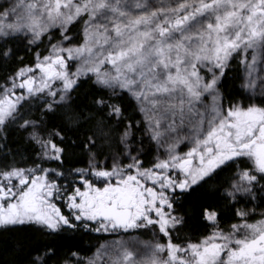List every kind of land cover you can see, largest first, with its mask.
Returning a JSON list of instances; mask_svg holds the SVG:
<instances>
[{
  "label": "snow or ice",
  "instance_id": "1",
  "mask_svg": "<svg viewBox=\"0 0 264 264\" xmlns=\"http://www.w3.org/2000/svg\"><path fill=\"white\" fill-rule=\"evenodd\" d=\"M0 67V227L166 237L143 260L120 241L108 264H264V0H10ZM21 131L38 151L9 147ZM145 140L164 155L144 159ZM78 146L86 168L66 163ZM200 190L211 232L176 243V205ZM55 256L46 243L27 264Z\"/></svg>",
  "mask_w": 264,
  "mask_h": 264
},
{
  "label": "trees",
  "instance_id": "2",
  "mask_svg": "<svg viewBox=\"0 0 264 264\" xmlns=\"http://www.w3.org/2000/svg\"><path fill=\"white\" fill-rule=\"evenodd\" d=\"M25 62L32 63L31 56H27ZM10 63L11 62H9V64ZM237 67L238 71L235 73L237 79L232 82V86L235 90L242 91L241 85L244 83L242 79L244 65L239 64ZM8 70L9 69L6 67H0V77ZM257 95H259V92H257ZM240 98L243 99L242 96ZM208 102L210 103V100ZM255 102L259 103L258 100ZM136 118L139 119L140 117L137 116ZM184 133L185 132H181V135H184ZM11 140L14 141V143L10 142V148H20L25 154H30L33 149L38 151L36 146L28 141L27 133L22 131L17 132L13 135ZM120 150V147L115 145L112 148H106L102 154H98L97 160H105L110 151L119 152ZM145 150L147 155L143 157L144 159H153L157 156L159 151L158 155L163 151L160 145L147 140H145ZM66 163L72 167H84L88 165V156L81 147H74ZM212 200L213 194L204 190L195 192L191 196L184 197L180 207L183 214L186 216L187 223L186 226L181 229L179 238L185 239L197 236L205 230L207 224L199 214V207L201 201L208 203L212 202ZM184 209H188V212L185 213ZM173 238L176 240L175 235ZM46 243L54 245L57 250V256L53 257L51 264H60L61 261L66 260L69 254L73 252H79L83 256H91L92 253L96 252L102 245H107L106 236L96 235L94 232L88 234L68 232L49 236L41 232L39 226H10L7 229L0 227V264H27L28 257L32 250L36 246ZM124 243L130 249V246H128L126 242ZM116 246H118V243H116ZM109 258L108 256L104 259Z\"/></svg>",
  "mask_w": 264,
  "mask_h": 264
},
{
  "label": "rangeland",
  "instance_id": "3",
  "mask_svg": "<svg viewBox=\"0 0 264 264\" xmlns=\"http://www.w3.org/2000/svg\"><path fill=\"white\" fill-rule=\"evenodd\" d=\"M10 3V0H0V6L2 7H6L8 4ZM242 74L244 75V72H242ZM187 134V133H184ZM187 143V142H186ZM191 145L188 144V147H190ZM188 147H186L184 144L181 145V151H187ZM160 152V151H159ZM159 152L157 153V155L159 154ZM164 152L161 151L160 156H163ZM99 161V160H98ZM101 165H106V159L99 161ZM261 209H257V212H259ZM253 218V221L250 222H254V220H259L261 219L260 215H255ZM111 237V236H109ZM119 240V241H118ZM123 241L126 242L128 246H130V249L133 250L134 252L137 253V259L138 260H143L145 259L149 254H150V249L148 247L149 244L152 243H166V237L163 234H160L158 232H147L144 236H137V235H125L124 237L122 236H115V237H111V238H107L106 237V242L107 245L104 244L105 246H108V255L106 256V258L109 256L110 258H115V253L113 252V249L118 247L116 246V243ZM164 256V258H166L167 254L164 253L162 254ZM108 260L109 259H104L103 264H108Z\"/></svg>",
  "mask_w": 264,
  "mask_h": 264
},
{
  "label": "flooded vegetation",
  "instance_id": "4",
  "mask_svg": "<svg viewBox=\"0 0 264 264\" xmlns=\"http://www.w3.org/2000/svg\"><path fill=\"white\" fill-rule=\"evenodd\" d=\"M88 165H85L84 166V168H86ZM183 200H184V198H182V200L179 202V203H177V208H180L181 209V203L183 202ZM62 207H63V205H62ZM181 213L183 214V211L181 210ZM207 225H206V227H205V230L203 231V232H201L200 234H198L197 236H193V237H189L188 239H191L192 241H198L199 239H201L203 236H205V235H208V234H210V232H211V226L208 224V223H206ZM178 233H179V235H180V232H181V229H177L176 230ZM95 233V232H94ZM147 232L146 231H129V232H127V233H124V232H120V233H115V234H113V233H104V232H100V233H95L96 235H103V236H106V237H109V236H111V237H115V236H122V237H124L125 235H137V236H144L145 234H146ZM111 237H109V238H111ZM176 237V236H175ZM175 240V239H174ZM184 241H185V239H183V238H177L176 237V240H175V242L176 243H184Z\"/></svg>",
  "mask_w": 264,
  "mask_h": 264
}]
</instances>
